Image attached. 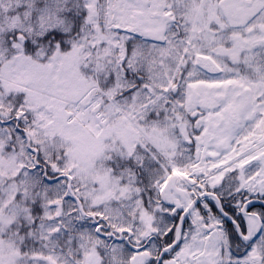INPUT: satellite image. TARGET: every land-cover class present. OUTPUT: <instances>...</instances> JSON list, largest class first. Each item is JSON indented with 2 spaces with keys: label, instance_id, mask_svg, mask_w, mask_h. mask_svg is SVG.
<instances>
[{
  "label": "rangeland",
  "instance_id": "obj_1",
  "mask_svg": "<svg viewBox=\"0 0 264 264\" xmlns=\"http://www.w3.org/2000/svg\"><path fill=\"white\" fill-rule=\"evenodd\" d=\"M67 1L0 0V12L4 15L0 23V118L4 119L0 120V123L3 122L14 129V137L4 130L0 131V187L13 191L16 183L22 181L21 177L18 178L19 168L29 163H34L35 166L38 164L36 162L37 150L31 143L33 139L27 137L28 133L19 126V122L27 123L26 109L33 113L34 121H38V127H45L39 131L44 134L45 137L42 136V138L45 141L53 132L68 138L65 166L69 171L54 178L53 182L59 197L58 200L52 202V207L47 208L41 226L40 232L46 243L47 258L35 256L33 259H29L27 255L21 257L18 246L13 240L10 242L0 240V264H100L98 248L102 249L111 264H124L125 253H130L128 250L135 248L129 246L132 239L140 241L146 238L142 247L153 253L157 247L154 234L151 232L154 231V217L147 213L138 202H125L124 198L128 194L127 189L119 183L109 182L106 176L101 175L99 169L94 166V162L107 151L122 150L129 154H135L136 145L144 150V143L138 138L132 123H134L133 120L139 110L152 105L154 100L132 113L123 111L124 114L120 113L121 118L116 119L111 128L108 125L104 127L105 118L96 110L97 98L86 102V104L83 103L85 99L80 102L71 101L78 96L82 85V81L76 76V65L80 61L78 47L68 54L61 55L60 58L56 57L49 64H43L21 52L20 44L24 40L21 34L17 41L10 36L6 37L10 43V46L8 45L10 51L1 48V46H6L3 40L5 39L4 33L11 30L19 29L25 33H41L47 29L61 26L58 12ZM86 1H88L90 9H92L94 1L96 3L95 20L97 24L101 15L100 2L98 0ZM123 9L130 24L139 23L141 28L149 31L148 39H144V41L150 42L156 55L159 56L161 50L159 48L162 46H154V42L163 43L166 27L160 32L152 31L149 16L151 9L144 2L125 0ZM106 11L107 0H105V14ZM105 16L104 27L117 30L116 27H108L107 15ZM97 36L96 40L99 37ZM193 48L197 52L202 49V46H193ZM106 54V51L102 54H94L93 71L96 83V69L99 65L106 63ZM179 62L180 58H178L171 75H174ZM65 72L68 74L64 75ZM167 73L169 75L168 71ZM168 79L165 78L162 82V84H166L167 88L171 85L172 77L170 80ZM198 88L197 85L191 84L188 85L187 90H198ZM42 90H51L53 94H47ZM9 95L12 99L18 97L16 100L19 102L18 112L15 119L6 118L8 112L14 107V102H7ZM75 104L87 108L95 120L94 127L97 130L89 129L75 116L73 111ZM100 126L103 129L96 135ZM197 126L202 127L203 132L199 137H195L194 159L185 165L195 164L197 170L192 176H197L199 182L202 176L199 171L206 168L208 164L220 158L224 159L235 151H238V155H244L250 151L242 146L230 148L228 146L230 135L226 136L222 131L214 132L216 141L210 143L207 141V137L212 132L198 120L195 127ZM257 126L258 128L251 135L253 141L263 136V118L258 119ZM11 138H14V141ZM6 144H9L10 147L7 148ZM201 145L204 146L203 151L199 150ZM146 150L149 158L152 161L157 160L163 170L160 178L153 182V186L158 192L165 196L168 195L170 198V194H175V202L179 206L181 204L185 207L184 213L188 208H195L198 203H203V200L198 199L200 191L195 186L196 184L187 185L183 179L176 177L173 181L174 189L179 188L178 190L166 189V180L171 179L172 175L171 166L169 170L166 160H158L155 153L153 155L151 152L149 153L148 149ZM142 156L143 154H140L135 158ZM177 157L180 158V156ZM172 165L178 167L175 164ZM210 171L212 169L208 170V172ZM59 200H65L67 209L62 207ZM84 207L89 214L85 212ZM188 222L190 225L184 232L179 246L172 251L174 264H215L217 233L209 232L199 223L189 220ZM3 228L6 227L3 226ZM0 231L2 232V228ZM73 239H77V249L79 250L73 248ZM128 246L129 248L126 249Z\"/></svg>",
  "mask_w": 264,
  "mask_h": 264
},
{
  "label": "trees",
  "instance_id": "obj_2",
  "mask_svg": "<svg viewBox=\"0 0 264 264\" xmlns=\"http://www.w3.org/2000/svg\"><path fill=\"white\" fill-rule=\"evenodd\" d=\"M99 1L101 16L97 23L104 26L105 0ZM58 14L61 26L47 29L41 33H25L19 29L11 30L4 33L5 39L3 40L6 46H1V48L10 51V43L6 37L10 36L17 41L21 34L24 38L20 44L21 52L43 64H49L56 57L60 58L61 55L68 54L78 47L80 61L76 65V76L82 81V85L78 96L71 101L85 99L83 103L86 104L91 99L101 96V92L94 87L93 71L96 3L94 1L92 9H90L86 0H68L61 6ZM3 17V13L0 12V23ZM98 36L97 53L107 52L106 63L97 67L96 76L99 88L125 113L138 110L163 92L165 84L155 80L157 78L155 74L160 72L161 75L168 78L167 71L171 74L184 47L173 46L170 49L166 46L163 50L165 54L156 56L150 42L121 31L101 28L98 31ZM185 61L184 58V63L177 73V80L183 79L191 73L189 62ZM66 73L68 74L65 72L64 75H67ZM182 88V86L177 87L175 91L170 89L159 100L141 109L135 116L133 120L135 125L152 143L159 145L169 140L172 135H186L192 131L186 115L182 114ZM42 91L50 95L53 94L51 90ZM84 94L85 97L82 98ZM16 97L12 99L11 95L8 96L7 102H14V107L8 112L6 118L12 119L18 112L19 102L16 101L18 99ZM96 110L105 118L104 127L108 125L111 128L116 119L121 118L119 111L105 96L99 98ZM25 112L28 118L27 123L19 125L28 133L27 137L33 139L31 143L37 150L36 162L39 167L34 163L20 167L18 178L21 177L22 181L16 183L13 191L0 187V228H2L0 240L3 242L13 240L18 246L21 257L27 255L29 259H33L35 256L47 258L46 243L40 231L46 210L52 207L54 200H58L59 193H57L53 182L55 179L48 181L46 178H55L57 175L69 172L65 166L68 138L53 132L45 141L42 138L44 134L39 132L45 127H38V121H34L33 113L29 109H26ZM1 130L14 137V129L9 125L0 123ZM139 137L146 148L152 150L150 145L141 136ZM6 146L10 147L9 144ZM107 152L94 162V166L99 169L101 175L106 176L109 182L119 183L127 189L128 194L124 198L125 202H138L147 213L154 217V231H151L157 246L154 253L146 249L140 251L130 249L128 250L130 253H125L126 260L123 263L155 264L160 249L168 246L173 240L174 229L179 221L181 211L177 205H171L169 200L161 196L153 186V182L160 178L163 170L155 161H151L146 150H142L139 145H136L135 154H129L122 150ZM29 153L32 155L31 152ZM140 154H143L141 158H135ZM177 163L183 162L178 161ZM207 190L214 193V183L208 185ZM59 201L62 207L67 209L65 200ZM206 207L212 218L216 220L218 211L215 206L211 202H206ZM224 209L232 214L240 225L242 224L238 210L227 207ZM84 210L89 214L85 207ZM198 213L201 219L209 224L205 213L200 209ZM230 239L232 240L231 236ZM146 240V238L140 241L132 239L129 246L138 247L143 245ZM72 246L77 249V239H73ZM98 254L101 259L100 264H111L102 249L98 248Z\"/></svg>",
  "mask_w": 264,
  "mask_h": 264
},
{
  "label": "flooded vegetation",
  "instance_id": "obj_3",
  "mask_svg": "<svg viewBox=\"0 0 264 264\" xmlns=\"http://www.w3.org/2000/svg\"><path fill=\"white\" fill-rule=\"evenodd\" d=\"M162 15L168 20L164 40L154 46H184L181 63L185 58L192 69L181 81L171 80V91L183 87V113L212 132L208 142L216 141L215 134L222 131L230 135V148L250 149L244 155L235 151L217 159L200 173L198 189L207 192L204 188L214 183L217 198L216 264H264V133L251 139L258 119L264 120V0H166ZM193 46L202 49L195 52ZM199 55L209 57L214 65L197 67ZM187 84L199 88L187 90ZM200 128L184 137L183 144L193 147L195 137L203 132ZM180 138L172 135L175 147ZM173 181L169 190L176 191ZM170 195V204L176 206L175 194ZM225 207L238 210L240 216L243 211L257 215L261 222L257 236L245 238V225Z\"/></svg>",
  "mask_w": 264,
  "mask_h": 264
},
{
  "label": "bare ground",
  "instance_id": "obj_4",
  "mask_svg": "<svg viewBox=\"0 0 264 264\" xmlns=\"http://www.w3.org/2000/svg\"><path fill=\"white\" fill-rule=\"evenodd\" d=\"M125 0H107V19H108V27H116V28H123L128 27L131 24L129 23L127 16L123 9V2ZM134 1H141V2H149V8L151 9V12H155L159 16H155L151 18V29L154 31H159L166 27L168 20L162 18V14L164 13V3L165 0H134ZM148 30H142V37L147 38L148 37ZM73 111L76 117H78L85 125L88 126L89 129H96L94 127L95 120L93 116L88 112L87 108H84L80 106L79 104H75L73 107ZM68 110H71L68 108ZM97 130V129H96ZM174 170L179 171L181 175H189L191 174L193 170L192 165H187L186 167H183L182 169L173 167ZM208 198L213 199L212 196H209ZM243 221L245 224L246 229V237L250 238L255 233L258 222L256 218H254L251 215L243 213Z\"/></svg>",
  "mask_w": 264,
  "mask_h": 264
},
{
  "label": "water",
  "instance_id": "obj_5",
  "mask_svg": "<svg viewBox=\"0 0 264 264\" xmlns=\"http://www.w3.org/2000/svg\"><path fill=\"white\" fill-rule=\"evenodd\" d=\"M146 4L148 5L149 2H147ZM150 16L153 17L154 13L150 14ZM163 17H165V15H163ZM121 31L124 32V33L132 34L134 36H140L141 28H140V25L138 23H136V24H134L132 26L121 28ZM196 65L201 67V68H208V67H210V65H212V61H211V59L209 57H205V56L199 55V56L196 57ZM215 71L216 70H213V72H215ZM255 217L257 218L256 215H255ZM260 226L261 225L259 224V227H258V230H257L256 234L259 232ZM240 237L243 238L241 233H240ZM174 245H175V243L172 244L171 247H173ZM161 256H162V251H161L160 255L158 256L156 264L160 263ZM167 264H169V263H167Z\"/></svg>",
  "mask_w": 264,
  "mask_h": 264
}]
</instances>
